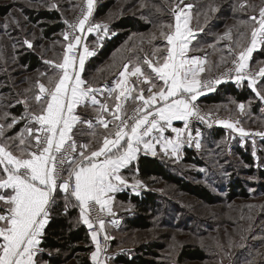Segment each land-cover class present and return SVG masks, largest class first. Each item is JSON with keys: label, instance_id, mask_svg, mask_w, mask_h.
Returning <instances> with one entry per match:
<instances>
[{"label": "snow or ice", "instance_id": "1", "mask_svg": "<svg viewBox=\"0 0 264 264\" xmlns=\"http://www.w3.org/2000/svg\"><path fill=\"white\" fill-rule=\"evenodd\" d=\"M182 3L179 0L173 6L174 23L165 25L168 31L160 33L166 42L164 46L155 48L151 58L146 54L143 60L125 62L114 85L105 89L93 87L82 78L85 56L77 54L83 44L82 34L101 27L106 30V25L89 23L94 0H87L86 11L68 25L70 32L64 34L66 51L62 62L54 65L58 72L49 78L47 86L38 82V94L34 96L38 111L28 113L29 123L36 127H26L17 137L8 138L18 140V154L7 142L0 143V202L5 206L0 213V264H36L57 192L66 202L69 198L77 202L83 223L93 229L90 212L107 208L112 214L110 194L129 186L122 170L136 161L141 152L155 156L159 145L164 154L176 155L185 141L194 139L191 121L206 118L195 102L205 90L211 91L220 84L222 78L202 79V74L210 71L207 58L189 57L195 38L190 27L193 6L180 7ZM238 7L251 8L254 13L247 21H241L250 29V39L242 43L246 34H240L235 42L239 52L233 59L234 67L224 75L234 72L238 83L247 79L256 91L255 75L247 69L253 52L264 46V6L259 8L258 15L256 7L247 0ZM221 39L231 40V30ZM25 43L32 47L30 42ZM229 50L234 51L231 46ZM83 52L92 54L87 46H83ZM161 52L163 55H158ZM258 75L264 77V68ZM98 94L103 99H98ZM256 94L264 101V94ZM23 103L27 107V100ZM129 104L133 105L131 111ZM80 107H91L94 119H83L77 113ZM244 108V104L239 105L241 111ZM173 121H182L183 128L173 127ZM220 123L236 128L235 123ZM77 125L90 130L88 134L97 147L92 148L91 142L77 143ZM168 129L176 134L174 139L164 135ZM236 130L247 135L242 128ZM3 134L4 126L0 125V136ZM195 147H201L198 141ZM140 184L135 180L133 190ZM95 223L98 230L91 232V238L96 241V249L91 258L101 264L98 256L103 249L98 236L104 221L97 217Z\"/></svg>", "mask_w": 264, "mask_h": 264}, {"label": "rangeland", "instance_id": "2", "mask_svg": "<svg viewBox=\"0 0 264 264\" xmlns=\"http://www.w3.org/2000/svg\"><path fill=\"white\" fill-rule=\"evenodd\" d=\"M94 1L97 7L102 2V0ZM176 1L115 0L110 12L99 19L94 17L93 23L99 22L98 24L100 25H109L117 18L130 14L140 16L147 21L148 18L145 13H155L157 11L162 13L167 11L169 17V13L170 15L172 14L171 9ZM202 1L203 13L196 10L193 24L190 27L192 29L204 28L210 20L218 16L220 20L217 21L220 24L213 26L210 31V36L215 44L213 48L203 49L200 46L190 51L191 53H203V50L204 52L207 50L206 54L209 58L207 66H210V71L202 74L203 79L221 73L233 62L239 52L235 42L240 39V34H246L244 40L241 41L242 43H246L250 39V29L246 25H242L241 21H247L254 13L251 8L240 10L238 5L243 0ZM9 2L14 4L13 10L5 18H0V125L4 126V134L0 136V143L7 142L10 147H14L16 146L14 143L18 144V140L9 141L8 138L11 135L7 133L11 128L9 127L11 125L10 119H8V111L11 104L13 102H22L24 104L23 102L27 100L28 109L32 111L36 109L37 104L34 96L37 95L38 82L48 83L49 78L54 75L53 72L48 73L42 71V69L29 71L27 65L21 63L23 54L21 50L29 49L34 51L49 65V62L60 63L66 51L64 32L61 31L55 35L54 39H44L40 25L29 20L26 10H58L63 22L67 21L68 23L79 9L87 4V0H9ZM247 3L256 7L255 14L257 15L259 8L264 6V0H247ZM189 4L193 5L194 3L191 0H183L181 7ZM195 7L198 6L195 5ZM213 8L216 10L213 11ZM168 17L164 21L155 23L147 32L130 35L127 42L122 46V52H118L119 55L126 53L122 61L141 60V53L143 55L147 54L151 58L155 48H162L164 44L158 42L163 40L160 33L161 31H168L164 27L165 25L174 23L173 18ZM229 30H231L232 39H221ZM101 32L103 31L101 30ZM25 41L30 42L32 47L29 48ZM87 41L88 38L85 39L84 44ZM229 46L234 51L230 52ZM158 55H163V52L158 53ZM109 62H111V69L112 63L117 65V63L113 62V58ZM121 63L117 66L120 69L125 61L122 65ZM119 68L116 69L118 70ZM261 68H264V46L258 47L253 52L247 69L255 75L257 80L256 91L264 94V82L261 81L263 77L258 75ZM116 69L115 71H117ZM116 73L113 75H116ZM245 83L253 90L248 80L240 82L239 85L242 86ZM256 91H254L256 97L246 102H239L231 95H225L222 101L211 105H203L198 100L195 102L201 113L206 114L207 118L211 114L221 117L217 124L215 123V125L212 124L211 126L218 127L222 125L220 121H227L235 123L236 128H242L247 133V135H242L236 128H225L229 132L224 141L226 147L223 149V145H221L219 150H216L215 147L213 150L202 145L198 135L193 131L195 124L193 121L195 120L191 121L190 130L194 139L190 140L189 145L202 152L208 165L217 170V172H223L220 178L210 180L211 182L206 180L199 182L218 195V203L207 204L194 196L181 192L175 185L162 179H154L149 184H145L131 174L127 176L122 174L127 178L128 183L133 185L135 180L141 181V184L138 185L139 193L142 190H146L170 197L171 202L177 203L186 210L188 215L195 218L197 228L194 226L193 229H183L182 226H173L176 224V220L179 219L180 213L175 214V207H169L168 214L153 217V225L148 230H131L126 228L125 225L120 226L116 230L108 224L105 225L106 236L108 237L105 246L109 248L108 250L119 255L123 251L121 249L124 248L137 250L138 247L144 244H154L156 248L153 250L158 254L156 258L160 264H264V177L257 173L258 170L255 173L247 174L246 171L249 166L245 165L238 155H235L233 147V142H237L243 147H247V144H250L254 156L255 169L259 168L264 171V145L261 143L264 140V136L254 135L255 133H264V101L257 96ZM240 104L245 106L243 111L239 109ZM131 108L129 111H131ZM97 137L96 139L99 140L100 137ZM197 141L201 145L200 148L195 147ZM90 142L92 143V148L97 147V144L92 139L86 140L84 144ZM161 153L163 156L171 158L169 160L173 163L179 165L185 178L196 182L194 174L201 169L194 165H184L182 163L184 158L182 147L176 155H166L162 151L158 152L160 155ZM223 154H228L229 160L222 161ZM235 168L238 171L237 175L246 181L249 197H237L234 200H229L225 191L219 190L216 186L222 181L223 183L226 182L225 178L224 180L221 178L226 176V170L230 173ZM135 189L137 190V186ZM110 206L112 214L117 218V222L123 221L124 216L134 210L132 205L121 202L117 198H112ZM173 214L176 218L172 220ZM165 216L169 225L162 223V219ZM186 244L204 250L207 254V259L204 261H179V252L182 246ZM81 261L76 259L69 262V264H79Z\"/></svg>", "mask_w": 264, "mask_h": 264}, {"label": "trees", "instance_id": "3", "mask_svg": "<svg viewBox=\"0 0 264 264\" xmlns=\"http://www.w3.org/2000/svg\"><path fill=\"white\" fill-rule=\"evenodd\" d=\"M8 1L9 0H0V18L8 16L14 8V4L8 3ZM171 1L174 2V0ZM191 1L198 6L196 7L197 11L199 10L203 13V1ZM177 2L178 0L176 3ZM114 4L115 0H102L96 8L94 17L99 19L106 16L113 8ZM167 13V11L166 13L160 11L155 13L146 12L145 16L148 18L147 21L140 16L130 14L117 18L111 22L109 24L110 29L112 32H116V34L111 39L105 40L97 55L86 63L84 78L92 86L101 85L110 80L114 76L113 74L119 71L120 68L117 66L121 63L123 57L126 56V53L119 55L118 52H122V46L127 42L130 35L147 32L155 23L167 19ZM26 15L33 23L40 25L43 38L46 40L54 39L55 35L63 31L66 26V22H63L62 16L58 10L28 9L26 10ZM218 17L210 20L207 26L204 27L205 32L203 38L202 36L199 38L201 43L202 40L203 44L214 42L213 38L210 36V31L213 26L220 24V22L217 23V21H220ZM168 18H173V14L170 15L169 13ZM158 42L161 44L166 43L164 40ZM21 51L23 53L21 63L27 65L29 71L42 69V71L48 73L53 72V74L58 72V69L54 67L58 62H51L49 65L34 51L29 49ZM144 57L145 55L141 53L140 59ZM112 58L113 62L117 63V65L112 63L111 69V62L108 63V61ZM124 61L126 62V60ZM124 61H122L121 65ZM116 68L119 69L117 70ZM115 69L117 71H115ZM234 80L235 78L230 82L218 86L213 91H205L207 93L197 100L203 105H211L222 101L225 95H231L239 102H246L256 97L255 92L246 83L242 86H237ZM261 81L264 82V77ZM36 91L38 94V90ZM30 111L31 110L26 108L25 104H22V102H13V104H11L8 111V119H10L12 126L7 132L11 137H14L18 133H22L26 127L31 126L28 119V113ZM194 128H199L202 131V139L200 142L204 147L209 149L212 148L213 150L214 147L216 150H219L221 145H223V149L226 147L224 141L229 133L227 129L221 126H209L205 123H200ZM194 128L193 130H195ZM74 135H78L77 131L74 132ZM261 143L264 145V140ZM15 144L17 145V143H14V145ZM233 145L235 155H238L241 161L249 166L246 173L252 174L258 170L257 173L264 177L263 170L261 171L259 168L255 169L254 156L250 144H247V147H243L237 142H233ZM227 155L223 154L222 161L229 160V156ZM169 159L171 158L163 156L162 153L156 156L140 154L137 161L126 168L122 174L125 176L131 174L145 184H149V182L154 179H162L167 183L175 185L181 192L194 196L207 204L219 202L218 195L214 194L209 187L203 186L202 183L200 184L199 182H202V180L211 182L210 180L217 179L218 177L220 178L223 172H217V170L208 165L201 151L196 150L193 146H186L184 149L182 163L184 165H194L201 169L194 174L196 182L185 178L179 165L173 163ZM211 159L214 160L212 157ZM226 172V176L221 177L223 180L225 178L226 182L223 183L222 181V183L217 184L216 187H218L219 190L225 191L229 200H234L237 197H249L246 181L237 175L238 171L236 168L230 173H228L227 170ZM61 196L62 195L59 193L56 194V203L51 207L50 221L46 227L41 244L45 251L51 252L52 254L44 253L43 258L48 260L51 264H64L74 258L82 260L83 264L88 263L87 253L91 251L92 246L89 242L88 234L86 233V227L78 222L79 210L75 205H72L73 202L71 198L66 202ZM116 198L121 202L129 203L133 206V212L128 213L123 218V225L128 229H150L153 225V217L156 215L168 214L169 207H175V214L180 213L179 219L176 220V224H172L173 226H182L183 229H193L194 226L197 228V221L195 218L188 215L183 207L175 202H171L168 196L153 191L142 190L138 194H129L125 191L120 192L117 194ZM68 202H70L72 206H69ZM166 218L165 216V218L162 219V223L164 222L169 225L168 219ZM175 218L176 216L173 214L172 220ZM154 248H156L154 244H144L138 247L137 250H134L135 255L132 257L126 254L117 255L113 264H160L156 258L158 254L154 252ZM178 259L181 262L204 261L207 259V254L201 248L186 244L182 246Z\"/></svg>", "mask_w": 264, "mask_h": 264}, {"label": "crops", "instance_id": "4", "mask_svg": "<svg viewBox=\"0 0 264 264\" xmlns=\"http://www.w3.org/2000/svg\"><path fill=\"white\" fill-rule=\"evenodd\" d=\"M193 7L191 8V20H190V25H192L193 24V19H194V17H195V15H196V10L197 9H195L196 7H195V4H193L192 5ZM180 7H181V5H180ZM199 11V10H198ZM202 15V14H201ZM173 21H174V17H173ZM99 22H95V24H98ZM102 26H105V25H102ZM202 29V30H201ZM101 30L103 31V32H101ZM204 32H205V30H204V28H199V29H193V34H194V39H192V43H191V45H190V49H195V48H199L200 46L201 47H203V49H208L209 47H211V48H213V45H215L214 44V42H210L209 44H207V43H205V44H203V40H202V43L200 42V39L199 38H201V36H202V38H203V34H204ZM116 34V32H112L111 31V29H110V25H106V30L104 29V27H101L100 29H95L94 31H92L90 34H89V36H88V41H87V43L86 44H84L83 46H87L88 47V49H89V52L90 53H92L91 55H87V54H85L84 52H83V47H82V49H81V55H84L85 56V66H86V63L92 58V57H94L95 55H97V53H98V51H99V49L103 46V44H104V42H105V40H107V39H111L114 35ZM217 45V44H216ZM191 51V50H190ZM189 51V53H188V55H189V57H192V56H196V57H201V58H207V61H208V55L206 54V52H207V50H206V52H204V50H203V53H201V52H196V53H191ZM237 55V54H236ZM144 59V58H143ZM143 59H141V60H143ZM62 62V61H61ZM85 66H84V71H85ZM144 66V65H143ZM207 66V65H206ZM145 67V71L146 72H150V70L147 68V65H145L144 66ZM121 70V69H120ZM119 70V71H120ZM84 71H83V73H82V78L83 79H85L84 78ZM119 71L116 73V75H114L110 80H108L107 82H105V83H103V84H101V85H96V86H93V87H96V88H99V89H105V87L107 86V87H111V86H113L114 85V82H115V80L116 79H118V74H119ZM133 79H135V78H133ZM86 80V79H85ZM247 80V79H246ZM234 82L236 83V85L237 86H240L239 85V83L236 81V80H234ZM45 85L47 86L48 85V83L46 82L45 83ZM205 93H207V92H205ZM105 95H107V93L105 92ZM202 96V95H201ZM201 96H199V97H201ZM198 97V98H199ZM97 98L98 99H103V97H101V96H99V94L97 95ZM36 104H37V102H36ZM26 107V106H25ZM131 107H133V105H131V104H129L128 105V108H129V110H130V108ZM26 108H28V106L26 107ZM36 111H38V105H37V108L36 109H34L33 111L31 110L30 112H32V113H34V112H36ZM77 113L78 114H80L81 115V117L83 118V119H94V112H93V110H92V108L91 107H80V108H78L77 109ZM183 125H184V123L182 122V121H173V127H175V128H183ZM221 127H223V128H226L223 124L222 125H220ZM30 127H33V128H35L36 127V125L34 124V123H31V126ZM195 130H193L194 132H196L195 134H197V133H199V135H198V137H199V141H201V139H202V131L199 129V128H194ZM75 131H77V133H78V135L80 136H75V139L78 141V143L79 144H84V142H86V140H91L92 139V137L88 134L89 133V129L86 127V126H82V125H77V128L76 129H74V132ZM101 131H103L102 129H101ZM20 133H18V134H16L15 136H18ZM164 135L166 136V137H168V138H175V136H176V134L174 133V132H172L171 131V129H168L165 133H164ZM96 138H98V137H96ZM189 142L190 141H185V143L183 144V146H182V150L184 151V149H185V147L186 146H192V145H189ZM17 146V145H16ZM16 146H14V147H10L11 148V150L14 152V154H18V152L16 151ZM161 151V147L158 145L157 146V154L156 155H158V152H160ZM140 154H145V153H143V152H141ZM139 154V155H140ZM145 155H149V156H153V155H151L150 153H148V154H145ZM155 155V156H156ZM139 157V156H138ZM137 161V160H136ZM136 161H134L133 163H135ZM132 163V164H133ZM131 164V165H132ZM131 165H129V166H131ZM125 169H123L122 170V172L124 171ZM122 174V173H121ZM129 184V186L128 187H124L122 190H120V191H117V192H114V193H111L110 195L112 196V198L113 199H116V197H117V194L118 193H120V192H128L129 194H138L139 192H138V188H139V186H137V190L135 189V190H133V184H131V183H128ZM57 193H59V192H57ZM5 194H7V193H5ZM60 195H61V193H59ZM62 198H63V196H61ZM64 199V198H63ZM65 200V199H64ZM71 201L73 202V204L72 205H75L77 208H78V210H79V207L77 206V202L73 199V198H71ZM68 204H69V206H72L71 205V203L70 202H68ZM4 208H5V206L3 205V203L2 202H0V213H3V211H4ZM105 210L107 211V208H105ZM108 212V211H107ZM78 213H79V216H78V222L80 223V224H83L84 226H86L84 223H83V220H82V217H81V214H80V211H78ZM110 215V219L108 220V221H104V229L102 230L103 231V233H104V235L106 236V229H105V225H110L112 228H114V229H119L120 228V226H122L123 225V221L121 220V222H117V218L115 217V215L114 214H109ZM50 217H51V215H50ZM50 217H49V221H50ZM49 224V223H48ZM47 224V225H48ZM47 225H46V227H47ZM46 227H45V229H44V233H45V230H46ZM44 233H43V236H44ZM88 237H89V242H90V244H91V246H92V249H91V251L90 252H88L87 253V262L88 263H85V264H96V262L95 261H93L92 260V258H91V256H92V253L95 251V249H96V244H95V242H94V240H92V238H91V236H89L88 235ZM107 240V239H106ZM42 241H43V237H42ZM41 244H42V242H41ZM41 244H40V248L42 249V251H39L38 252V254L36 255V257H35V260H36V264H51L48 260H46V259H44L43 258V255H44V253H48V254H52L51 252H47V251H45L43 248H42V246H41ZM103 249V251L100 253V255L98 256V260H100L101 261V264H113V261H114V259L116 258V254H114L113 252H111L110 250H108L109 248L108 247H103L102 248ZM121 250H123L122 252H120L119 254H126V255H129L130 257H132V256H134L135 255V253H133V250L134 249H126V248H124V249H121ZM74 260H76V258H74V259H71V260H69V261H67L66 263H64V264H69V262H72V261H74ZM79 264H83L82 263V261L81 262H79Z\"/></svg>", "mask_w": 264, "mask_h": 264}, {"label": "built area", "instance_id": "5", "mask_svg": "<svg viewBox=\"0 0 264 264\" xmlns=\"http://www.w3.org/2000/svg\"><path fill=\"white\" fill-rule=\"evenodd\" d=\"M86 6H87V4L86 5H83L80 9H79V11L76 13V15L66 24V26H65V28H64V30H63V32H64V34L66 33V32H70V29H69V24L70 23H75L76 21H77V19L78 18H80L81 17V15H82V11H86ZM96 3H95V1H94V5H93V9H92V15L89 17V23L90 24H95V23H93V19H94V16H95V12H96ZM87 24H86V28H87ZM89 34L90 33H88V32H85L84 34H82V41H83V44H82V46H80L79 47V49H78V52H77V54L78 55H80L81 54V49H82V47H83V45H84V43H85V39L86 38H88V36H89ZM70 39H71V36H70ZM67 43V42H66ZM234 67V65H233V62L228 66V67H226L225 68V70H223L221 73H219V74H214V75H211V76H208L207 78H210V79H214V78H222V82L220 83V84H217V85H215L214 86V89L213 90H215L218 86H220V85H222V84H224V83H227V82H230V81H232L233 79H234V77H235V73L233 72V73H231L230 75H224L225 73H228L229 72V70L230 69H232ZM213 90H211V91H213ZM207 91V90H206ZM195 121H193L195 124H194V126H193V128L195 127V126H197V125H199L200 123H205V124H207V125H209V126H211L212 124H214L215 125V123L217 124V122H218V120H221V117L220 116H217V115H212L211 114V116L210 117H206L204 120H196V119H194ZM209 122H211V123H209ZM192 128V127H191ZM99 218V219H102L103 221H108L109 219H110V215H109V213L108 212H106L105 210L104 211H96V210H92L91 212H90V218L91 219H93V221H94V226H93V229H89L88 227H87V225L85 226L86 227V233L89 235V236H91V232L92 231H94V230H98V224L97 223H95V220H96V218ZM105 237V235H104V233H103V231L101 232V234L98 236V240H99V243H100V245H101V247L103 248V247H105V244H106V239L104 238ZM95 242V244H96V241H94Z\"/></svg>", "mask_w": 264, "mask_h": 264}]
</instances>
